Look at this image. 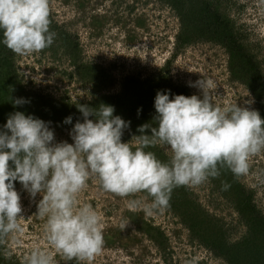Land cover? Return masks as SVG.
Segmentation results:
<instances>
[{"label":"rangeland","instance_id":"obj_1","mask_svg":"<svg viewBox=\"0 0 264 264\" xmlns=\"http://www.w3.org/2000/svg\"><path fill=\"white\" fill-rule=\"evenodd\" d=\"M198 1L220 15L224 33L231 28L238 37L224 38L223 32L205 30L180 46L179 11L168 0H49L50 31L55 33L50 47L20 56L0 43V126L10 114L22 111L50 121L57 142L72 143L69 132L76 122L64 124L65 114L72 104H95L101 99L125 121L131 118L126 113L135 112L139 123L154 124L158 91L170 90V98L201 95L189 84L202 77L215 82L214 104L232 103L257 111L252 88L259 85L264 101V0ZM219 37L224 40L218 41ZM232 43L239 57L228 48ZM242 61L251 65L245 72L250 81L236 68ZM19 86L25 94L44 100L30 98L29 103L14 107ZM107 96L120 99L112 103L105 101ZM136 134L125 129L122 142L135 149ZM146 134H151L150 129ZM145 151L154 152L162 162L171 156L161 145ZM248 163V173L239 177L221 169L218 178L210 177L201 185L174 188L170 206L151 215L129 207L132 200L150 204L146 193L121 198L90 179L78 201L99 213L104 244L94 259L82 264H230L223 244L234 249L232 264H264V151ZM222 183L231 186L224 191ZM15 188L21 197L24 233L21 244L9 237L0 246V264H23L24 256L36 246L51 252L55 264H78L65 261L48 245L45 221L36 215L42 196L31 198L18 181ZM173 195L177 199L172 200ZM241 200L247 202L244 214L236 210ZM250 234L251 251L244 242Z\"/></svg>","mask_w":264,"mask_h":264},{"label":"clouds","instance_id":"obj_2","mask_svg":"<svg viewBox=\"0 0 264 264\" xmlns=\"http://www.w3.org/2000/svg\"><path fill=\"white\" fill-rule=\"evenodd\" d=\"M49 15V0H0V43L20 56L50 47L55 33L50 31ZM189 86L201 95L170 98V90L157 92L154 124L139 126L135 149L122 142L130 122L114 115L110 105H77L83 120H77L69 132L72 143L57 142L50 121L22 111L10 114L0 126V246L9 237L17 245L22 243L17 181L31 198L42 196L36 215L45 221L48 245L65 261L82 264L94 259L104 244L99 213L78 201L90 179L121 198L146 193L150 204L132 200L129 207L151 215L170 206L176 187L201 185L210 177L218 178L221 169L234 177L247 174L249 159L264 151V119L248 107L214 104L216 85L211 78L202 77ZM12 102L15 107L30 101ZM72 122V116L63 121ZM149 129L151 134H146ZM158 145L170 150L168 162L145 151ZM230 186L222 183V190ZM5 258L10 254L5 252ZM23 264L55 262L51 252L36 246L24 256Z\"/></svg>","mask_w":264,"mask_h":264},{"label":"trees","instance_id":"obj_3","mask_svg":"<svg viewBox=\"0 0 264 264\" xmlns=\"http://www.w3.org/2000/svg\"><path fill=\"white\" fill-rule=\"evenodd\" d=\"M168 1L170 3V6L174 10L179 11L178 15H179V19L181 20L182 27H183V33H182V36L180 37V39H181L180 40V46L183 45L184 43H189V41L192 40L193 36H195L196 33H203L205 30L212 31V29H213L215 31H218L217 33H215V34L218 35V34H221L224 31V29H222V28H224V26L221 25L220 21H219L220 20V15L215 14V12L212 13L210 8H208L207 5H203L202 2H199L198 0H196V1L195 0H168ZM208 5L212 8V5L210 4V2H208ZM217 10L218 9L215 8V11H217ZM229 29L230 30L225 28V30L227 32H225V33L223 32L224 33V36H223L224 38L225 37L227 38L229 36L230 37L231 36H234V37L237 36L238 37V34H235L234 31L231 28H229ZM224 38L222 39L221 37H219L218 41L219 40L221 41V39L223 41ZM226 40H228V39H226ZM231 45L232 46H229L228 48L231 50L232 55L236 58V56H238L239 52L238 51L236 52L237 48L235 49V46H233V43ZM243 62L244 61H242V63H239L238 67H236V68L238 69V71H241V73L243 72L242 76L244 77V80L250 81L251 80V76H248L247 73H245V72L249 73L251 65L250 64H245ZM258 76H259V74H258ZM250 85L252 86V84H250ZM257 86H259V85H256L254 88H252V92L255 95L256 99H258V109H257V111L260 113L261 118L264 119V101L262 100V97L260 98V92L257 91ZM19 88H20V90L17 93L18 94V98L19 97L20 98H25L28 101L31 100L30 98H35L34 100H36V102H39L40 99H41V101L44 100L43 97L38 96V95H35V96L32 97L29 94H25L23 92V90H21L20 86H19ZM261 91H262V88H261ZM104 99H105V101H109V102L114 103L113 100L120 99V98L119 97L107 96ZM101 100H103V99H101ZM101 100L100 101H95V104H85V103L72 104L71 107L69 108V111L67 112V114H65V116L67 115V117H68V116H71L73 114V116H74L73 119L75 120V122H77V120L82 121L83 117H82V114L78 111L77 105H81L82 104V105H88L89 107H92V108H98L101 104H103V102L101 103ZM126 114H129L127 116H131L130 119L126 120L127 122H130V125H129V127L127 129L130 132H132V133L136 132L137 136L141 135V133H139L137 131V129L139 128V126H141L143 124H146V122L145 123H142V122L139 123L138 122L139 119L135 116V112H130V113H126ZM146 132H148V130H146ZM177 197L178 196L173 195V197H172L173 199L172 200L177 199ZM179 201H182V200H179ZM182 202L184 203V201H182ZM244 202H246V200L245 201L241 200V202L238 205H236V210H237L238 213L244 214L245 209H243V208L246 205ZM256 239L257 238H255V240ZM252 240H254V239L251 236V234L248 237H245L244 242H246V245H250L246 249L250 250L251 241ZM223 245H225V248L227 249L225 251L227 253V255H228V260L227 261L230 264H232V262H233V260H232V255L233 254L232 253H233L234 249H233L232 245H229L228 247H226V244H223ZM237 253H238V251H237ZM225 258H227L226 255H225Z\"/></svg>","mask_w":264,"mask_h":264}]
</instances>
